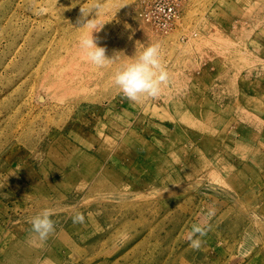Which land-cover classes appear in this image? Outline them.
Instances as JSON below:
<instances>
[{
  "label": "rangeland",
  "instance_id": "obj_1",
  "mask_svg": "<svg viewBox=\"0 0 264 264\" xmlns=\"http://www.w3.org/2000/svg\"><path fill=\"white\" fill-rule=\"evenodd\" d=\"M0 264H264V0H0Z\"/></svg>",
  "mask_w": 264,
  "mask_h": 264
},
{
  "label": "clouds",
  "instance_id": "obj_2",
  "mask_svg": "<svg viewBox=\"0 0 264 264\" xmlns=\"http://www.w3.org/2000/svg\"><path fill=\"white\" fill-rule=\"evenodd\" d=\"M93 32L94 30H91L81 38L80 47L85 50L90 63L103 68L113 62V57L106 54V47L98 36L93 35ZM167 78L160 45L154 43L146 46L130 63L117 71L114 82L126 97L135 101L144 96L158 97L161 94V86ZM53 214L54 209L45 207L29 221L32 233L41 242L45 241L54 230Z\"/></svg>",
  "mask_w": 264,
  "mask_h": 264
},
{
  "label": "built area",
  "instance_id": "obj_3",
  "mask_svg": "<svg viewBox=\"0 0 264 264\" xmlns=\"http://www.w3.org/2000/svg\"><path fill=\"white\" fill-rule=\"evenodd\" d=\"M172 11V8L168 7V13L166 15H170ZM174 17H159L158 22L163 26V28H168L171 24Z\"/></svg>",
  "mask_w": 264,
  "mask_h": 264
}]
</instances>
